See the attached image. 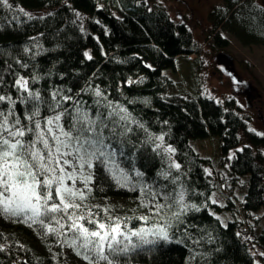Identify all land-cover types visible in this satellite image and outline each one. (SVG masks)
<instances>
[{
    "label": "trees",
    "instance_id": "obj_1",
    "mask_svg": "<svg viewBox=\"0 0 264 264\" xmlns=\"http://www.w3.org/2000/svg\"><path fill=\"white\" fill-rule=\"evenodd\" d=\"M9 3L12 10L0 3L3 80L0 93L7 91L16 97L13 85L16 77L23 75L45 97L59 89L81 99L93 113L96 110L106 113L107 109L96 103L103 99L95 95V89L99 88L108 101L126 107L149 132L163 133L165 141L176 149L173 158L181 169L173 168V175L181 176L190 190L186 199L198 207L189 206L179 224L171 229L175 233L173 240L146 246L120 259L130 260L131 264H256L240 233L252 234L264 250V228L258 230L264 218V136L247 128L249 118L237 113L240 110L232 98L218 103L200 95L169 94L170 90L163 86L169 82L163 72L175 71L178 57L195 54L188 25L173 21L163 8L150 7L145 0H9ZM20 7L30 12L32 18L20 12ZM224 8L218 13L211 12L216 25L222 24L245 46H264V7L255 8L250 0H224ZM215 45L224 48L228 42L216 37ZM26 47L30 51L26 52ZM34 76L39 79L33 81ZM16 110L22 113L24 105L17 102ZM133 128L131 138L139 146L145 131L136 125ZM209 136L220 142L215 166L190 144ZM125 151L126 156L121 159L129 166L128 157L133 149L128 146ZM230 152H234L231 158ZM135 155V164L144 172L148 185L155 184L158 188L160 184H168L167 190L174 187L158 177L162 162L150 145ZM221 164L227 166V191L238 188V184H242L238 188L240 193L244 189L240 218L226 225L209 211L220 207L211 200L214 186L205 172L206 167H215L218 172L215 169ZM163 167H167L166 162ZM91 197L87 201L89 206H111L109 212L114 216L131 217L128 227L144 226L145 222L139 219L142 215L150 217L149 224L156 222L150 205L141 204L142 199L149 198L148 189L142 196L139 188L118 187L99 165ZM92 210L105 216L102 209ZM54 240L52 235L46 238L38 225L25 223L22 216L0 213V244L4 245L0 264H87L71 247H61Z\"/></svg>",
    "mask_w": 264,
    "mask_h": 264
},
{
    "label": "snow or ice",
    "instance_id": "obj_2",
    "mask_svg": "<svg viewBox=\"0 0 264 264\" xmlns=\"http://www.w3.org/2000/svg\"><path fill=\"white\" fill-rule=\"evenodd\" d=\"M0 3L13 9L9 0ZM19 11L32 18L22 7ZM25 51L30 50L26 47ZM38 79L32 77L33 81ZM13 86L16 97L7 91L0 93V213L22 216L25 223L38 225L46 238L52 235L61 247L68 245L87 264H131L121 256L175 238L171 229L189 206H198L186 199L190 190L181 176L173 175L172 169L179 171L181 164L173 158L176 149L165 141L163 133L149 132L126 107L108 101L99 88L95 95L103 99L96 103L105 107L106 113H93L81 99L59 89L45 97L23 75L16 77ZM17 102L24 105L22 113L16 110ZM133 125L145 131L139 146L131 138ZM258 134L264 136V132ZM146 145L160 157L162 167L157 175L174 185L171 190H167L168 184L158 188L148 185L144 172L136 166L135 153ZM128 146L133 154L128 157L129 166H125L121 158L126 156ZM97 165L118 187L139 188L142 196L147 188L149 198L142 199L141 204L150 205L156 222L149 224L150 217L142 215L139 219L144 226L128 227L131 217L113 216L111 206H89ZM93 208L102 209L105 216L93 212ZM3 248L0 244V250Z\"/></svg>",
    "mask_w": 264,
    "mask_h": 264
},
{
    "label": "rangeland",
    "instance_id": "obj_3",
    "mask_svg": "<svg viewBox=\"0 0 264 264\" xmlns=\"http://www.w3.org/2000/svg\"><path fill=\"white\" fill-rule=\"evenodd\" d=\"M150 7L163 8L175 22H184L191 30L195 43V54L178 57L175 71L165 70L164 76L169 80L164 87L169 94L197 95L213 99L218 103L234 99L240 116L248 117L247 128L257 133L264 132V46L241 44L224 26L216 25V18L211 12L223 11L224 0H145ZM255 8L264 7V0H250ZM228 42L224 48L215 45V38ZM174 71V72H173ZM165 89V90H166ZM166 90V91H167ZM243 133H240V137ZM243 145L246 144L242 137ZM192 148L203 157H208L215 166L219 157L220 142L209 136L192 140ZM241 149V148H238ZM264 154V149L262 150ZM234 152L228 155L231 158ZM206 167L205 172L211 177L214 191L211 200L219 210L210 208L211 214L226 225L228 221L240 218V202L243 199L242 184L227 191L225 175L227 166ZM230 202H232L230 204ZM231 207L232 209L227 208ZM261 212V211H260ZM262 214V212H261ZM114 216V214H112ZM264 228V218L258 230ZM247 243L255 263L264 264V250L257 245L249 232L240 233Z\"/></svg>",
    "mask_w": 264,
    "mask_h": 264
}]
</instances>
